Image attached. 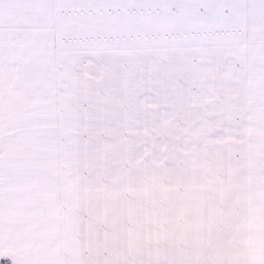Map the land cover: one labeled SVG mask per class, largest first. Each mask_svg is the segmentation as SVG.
Masks as SVG:
<instances>
[{"label":"snow or ice","instance_id":"1","mask_svg":"<svg viewBox=\"0 0 264 264\" xmlns=\"http://www.w3.org/2000/svg\"><path fill=\"white\" fill-rule=\"evenodd\" d=\"M0 264H264V0H0Z\"/></svg>","mask_w":264,"mask_h":264}]
</instances>
